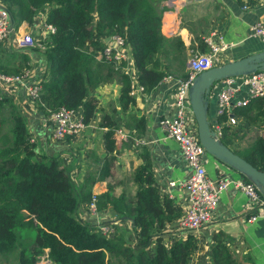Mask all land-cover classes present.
I'll return each mask as SVG.
<instances>
[{"label":"trees","instance_id":"trees-1","mask_svg":"<svg viewBox=\"0 0 264 264\" xmlns=\"http://www.w3.org/2000/svg\"><path fill=\"white\" fill-rule=\"evenodd\" d=\"M3 1L13 27L32 23L35 15L45 9L44 22L54 28L42 42L48 77L40 83L36 105L43 116L60 107L79 108L85 125L97 103L93 90L115 82L119 85V113L127 119L123 125L113 111L100 115L97 125L104 128L102 164L78 183L71 176L72 166L60 162L58 151H45L30 140L26 121L13 100L0 98V255H14L16 264H187L195 247L193 238L188 235L183 241L164 243L162 228L176 214L170 200L159 196L146 166L132 174L136 186L132 195L113 194L110 182H106L103 192L95 194L97 211L109 209L118 220L130 222L135 247L128 245L124 227H116V233L106 238L95 232L93 220H80L78 216L79 206L84 207L90 199L93 182L111 174L115 130L130 124L140 126L133 112L134 98L129 94L131 78L119 71L122 61L116 64L101 54L104 39L115 35L128 44L136 82L143 92L150 90L164 73L153 67L150 59L171 56L179 65L184 56L185 47L179 37L168 39L160 32L166 0ZM197 48L205 49L202 41ZM0 71L12 75L20 74L22 69L20 65L1 63ZM234 113L258 135L232 151L264 172V94L250 98ZM222 143L227 144L225 140ZM152 237L155 244L149 255L146 245ZM226 239L221 231L213 234L206 264H246L234 256Z\"/></svg>","mask_w":264,"mask_h":264},{"label":"crops","instance_id":"crops-1","mask_svg":"<svg viewBox=\"0 0 264 264\" xmlns=\"http://www.w3.org/2000/svg\"><path fill=\"white\" fill-rule=\"evenodd\" d=\"M165 5L166 8L161 15L160 32L168 39L179 37L185 47L183 61L177 65L171 60V56L164 58L161 55L150 59V64L161 69L165 77L150 90H144L142 94L135 92L132 95L133 112L140 121V126L130 124L126 128L121 127L126 136L120 141L115 137L113 159L109 164L111 174L103 180L94 181L90 191L99 194L105 190L106 182H110L113 194L124 192L130 196L136 189L132 181L133 172L146 166L153 177L159 196L170 200L171 208L176 214L175 218L162 228L164 243L170 245L175 240L183 241L188 235L193 238L195 247L187 264L208 262L212 236L219 231L226 235V243L237 259L246 264H264V219L258 217L246 222L248 213L245 211V196L231 186L219 194L209 221L197 231L188 233L175 228L176 219L184 212L186 191L177 184L169 186L168 182L183 181L188 176L189 169L181 157L176 142L164 136L157 127L160 118L171 114V92L176 80L184 77L188 71L189 51L197 48L208 33L213 31L220 33L227 44V47L218 54L214 66L264 50L263 40L249 36V26L252 23L264 22V0H166ZM44 17L45 9H41L32 23H21L16 27L12 25L13 31L0 50V64L10 67L20 65L21 69L26 67V75L23 77L25 82H40L48 77L41 48L38 45L33 47L17 45V42L26 36L32 37L38 44L47 39L42 23ZM135 76L136 72H133L131 75L133 89L137 86ZM236 81H239L238 77ZM220 87V81L214 82L206 97V114L210 127L215 123L217 93ZM118 89L119 85L115 82H107L95 88L92 95L97 103L93 117L76 139L70 141L65 138L58 142L51 139V124L44 122V116L29 104L21 88L3 87L0 94L13 100L26 121L30 138L45 151L49 149L58 151L61 163L64 166H72L71 176L80 183L85 175L92 174L95 168L102 164L101 132L104 128L97 125L100 115L113 111L125 125L127 116L119 113L117 104ZM245 95L246 90L242 86L236 96L242 98ZM220 122L223 134L218 140L221 142L225 140L230 150L239 149L252 140L248 139L254 134L255 130L252 127L245 133L234 135V126L225 124L224 118ZM254 135H258V131ZM201 159L207 177L213 181L221 177L238 179L242 176L240 172L206 152ZM81 210L82 207L79 206V219H86L88 222L93 220L95 225L103 219L115 218L113 211L103 209L94 216L85 214L83 219ZM119 221V226L128 231V245L135 247L136 241L130 222L120 219ZM0 264H16V257L12 254L0 255Z\"/></svg>","mask_w":264,"mask_h":264},{"label":"built area","instance_id":"built-area-1","mask_svg":"<svg viewBox=\"0 0 264 264\" xmlns=\"http://www.w3.org/2000/svg\"><path fill=\"white\" fill-rule=\"evenodd\" d=\"M42 23L46 35L54 31L53 26L45 23L44 19ZM12 31L13 27L10 22L9 13L5 8L4 1L0 0V50L6 44ZM249 36H254L264 41V22L255 21L252 23L249 26ZM202 43L205 46L204 50L195 48L189 51L187 60L188 71L184 77L176 80V84L172 89V110L170 116L160 118L157 121V127L164 136L176 142L181 157L189 169L188 176L183 181L168 182L169 186L177 184L186 191L184 212L176 219L175 228L180 231H187L188 233L197 231L209 221L219 194L229 186L239 190L245 196V211L248 213V216L245 218L246 222H251L258 217L264 219V194L246 176L242 175L238 179L221 177L213 181L206 175L201 159L205 150L197 138L196 124L188 101V91L194 77L200 72L213 67L218 59V54L227 47V44L224 42L223 36L214 31L204 36ZM17 45L20 47L38 45L42 50L44 44H38L32 37L26 36L19 40ZM101 54L106 59L114 60L116 64H120L122 61L124 65L120 67L119 71L128 74L130 78L132 73L136 72L133 67V59L129 46L121 37L115 35L108 37L104 42ZM25 68H22L20 74L12 75H6L0 71V91L3 87L18 86L24 92L29 104L38 110L36 102L41 81L34 83L23 81V77L26 75ZM237 77L238 82L236 81ZM218 81L221 82V87L217 93L215 123L213 127L211 126L215 138L218 139L223 134L220 122L222 118H224L225 124L231 127L234 126V135L245 133L250 127L243 117L234 113V109L245 106L250 98L264 94V69H258L245 75L228 77ZM242 86L246 90V95L242 98H237L236 94ZM135 92L142 94L143 87L138 84L134 89L131 87L129 94L133 95ZM0 98L6 97L0 94ZM44 122L51 124V139L54 142L65 138L70 141L74 140L85 127L81 121L79 108L67 110L60 107L53 113L44 116ZM125 136L123 130H115V137L118 141L122 140ZM30 140L33 141L32 138ZM95 202V193H91L89 201L82 207L81 216L83 219L84 214L94 216L98 212L95 208ZM119 224L120 221L116 219H103L101 222L96 223L95 232L109 238L116 233V227ZM153 243L155 244L154 238L148 241L147 244L149 246L146 245L149 255L152 254ZM42 262L43 259L40 257L39 263Z\"/></svg>","mask_w":264,"mask_h":264},{"label":"water","instance_id":"water-1","mask_svg":"<svg viewBox=\"0 0 264 264\" xmlns=\"http://www.w3.org/2000/svg\"><path fill=\"white\" fill-rule=\"evenodd\" d=\"M258 69H264V50L204 70L194 77L189 87L188 101L196 124L197 138L205 152L246 176L264 194V172L250 165L216 139L206 114V97L214 82L228 77L245 75Z\"/></svg>","mask_w":264,"mask_h":264},{"label":"rangeland","instance_id":"rangeland-1","mask_svg":"<svg viewBox=\"0 0 264 264\" xmlns=\"http://www.w3.org/2000/svg\"><path fill=\"white\" fill-rule=\"evenodd\" d=\"M254 134H255V131H254ZM253 134V136H250L248 139H253L254 137H256V135H254ZM61 162V161H60ZM73 177V176H72ZM113 181V180H112ZM147 246H149V244H147ZM148 250H149V248H147Z\"/></svg>","mask_w":264,"mask_h":264},{"label":"clouds","instance_id":"clouds-1","mask_svg":"<svg viewBox=\"0 0 264 264\" xmlns=\"http://www.w3.org/2000/svg\"><path fill=\"white\" fill-rule=\"evenodd\" d=\"M105 40V39H104ZM132 96V95H131ZM86 125V124H85ZM115 219V218H114ZM128 221V220H127ZM153 238V237H152Z\"/></svg>","mask_w":264,"mask_h":264}]
</instances>
